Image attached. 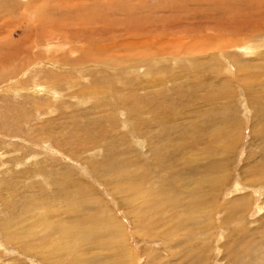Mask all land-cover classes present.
Instances as JSON below:
<instances>
[{
	"label": "rangeland",
	"instance_id": "1",
	"mask_svg": "<svg viewBox=\"0 0 264 264\" xmlns=\"http://www.w3.org/2000/svg\"><path fill=\"white\" fill-rule=\"evenodd\" d=\"M0 58V264H264L263 5L0 0Z\"/></svg>",
	"mask_w": 264,
	"mask_h": 264
},
{
	"label": "bare ground",
	"instance_id": "2",
	"mask_svg": "<svg viewBox=\"0 0 264 264\" xmlns=\"http://www.w3.org/2000/svg\"><path fill=\"white\" fill-rule=\"evenodd\" d=\"M211 1V0H210ZM261 3H262V5L264 6V0H256V4L258 5V6H261L262 7V5H261ZM129 12V11H128ZM140 13V12H139ZM88 25H90V27H88V28H90V29H92V24H88ZM93 29H96L94 26H93ZM126 29V30H125ZM119 30H121V32L120 33H124V34H130V33H132L131 32V30L130 29H127V28H123V29H118V28H116V29H113L112 31L109 29V28H107V29H105V31H109V32H111L112 34H114V32H118ZM98 31H100V30H98ZM94 37H95V35H93ZM93 36H92V38H93ZM97 36V35H96ZM92 38H90V40L92 41ZM89 37H83V40H82V42H84V44H85V42H88L89 40ZM90 42V41H89ZM93 42V41H92ZM89 44H91V42L89 43ZM58 45V44H57ZM58 46H60V45H58ZM54 47H56V46H54ZM58 48V47H57ZM59 49V48H58ZM70 50V49H69ZM71 52L70 53H72V54H76V51H74V50H70ZM246 52H247V50H246ZM92 55V54H91ZM97 55V54H96ZM21 56V55H20ZM55 56V55H54ZM55 57H57V56H55ZM70 57V56H69ZM76 57V56H75ZM78 57V56H77ZM1 59V58H0ZM103 59V58H102ZM71 59H69V61H70ZM76 61H75V63H73L74 64V67L78 64V63H84V65L86 66V64H89L90 62H92L93 64H96V63H99V61H100V59L98 60V58H95V57H91V56H88V55H84V54H81L78 58H76L75 59ZM104 60V62H106V63H110V62H108L109 60H107V59H103ZM113 59L111 58V61H112ZM2 61V60H1ZM66 61H68V60H66ZM101 62V61H100ZM113 62V61H112ZM119 62V61H118ZM117 62V63H118ZM122 63V62H121ZM82 65V64H81ZM84 66V67H85ZM103 67V68H108V65L106 64V65H103L102 63H100L99 64V67ZM10 67V66H9ZM79 67V66H78ZM114 67V66H113ZM83 68V67H82ZM75 69V68H74ZM73 69V70H74ZM79 69V68H78ZM86 69V68H85ZM116 69H112V71H115ZM127 70V69H126ZM126 72V71H125ZM129 72V71H128ZM54 76H55V74H53ZM35 76H36V74H35ZM38 77V76H37ZM31 79V78H30ZM33 79H35V78H33ZM40 79V78H39ZM76 79V78H75ZM32 80V79H31ZM35 80H37V78L35 79ZM41 80V79H40ZM38 81V80H37ZM36 82V81H35ZM34 81H32L30 84H32V83H34V85H37V83H35ZM52 82H54V81H52ZM26 83V82H25ZM24 83V84H25ZM77 83H78V81H77ZM27 84H28V82H27ZM40 84V83H39ZM38 84V85H39ZM55 84V83H54ZM54 84H51L50 86H51V89H53L54 90V87H53V85ZM46 86V85H45ZM65 87V86H64ZM48 88V87H47ZM56 88V87H55ZM65 89H66V87H65ZM33 90V89H32ZM56 90H58L59 91V89H56ZM56 90H54L56 93H57V91ZM69 90V89H68ZM61 91V90H60ZM95 91H97V90H95ZM94 91V92H95ZM55 92H53V94L55 93ZM59 93V92H58ZM62 93H63V91H62ZM61 93V94H62ZM96 93V92H95ZM42 94V93H41ZM97 94H100V92L99 91H97ZM53 96V95H52ZM61 96V95H60ZM60 96H58L57 95V97H60ZM95 96V95H94ZM52 98V100L53 101H55L56 99H58V98H56V99H54L53 97H51ZM48 100H50V99H48ZM51 100V101H52ZM126 100V99H125ZM125 102V101H124ZM48 103V102H47ZM43 105V104H42ZM52 105H55V103L54 104H52ZM50 106V105H49ZM100 106V105H99ZM125 106H126V104H125ZM39 107V106H38ZM47 108V107H46ZM119 111V110H118ZM54 112V109H51V106L48 108V110H47V113L46 114H51V113H53ZM122 113V112H121ZM120 113V114H121ZM45 141V140H44ZM45 143H46V141H45ZM215 174V173H214ZM44 176V175H43ZM222 177V176H221ZM43 179H44V177H43ZM252 181L253 182H255V179H252ZM48 184V183H47ZM136 188H138V186H136ZM136 196H138V192H137V194H136ZM84 202H93V203H95V201L93 200V198H87V200L86 199H84ZM167 203V202H166ZM167 209V208H166ZM170 211V210H169ZM101 212V211H100ZM168 212V211H167ZM230 214V213H229ZM102 216V215H101ZM230 216V215H229ZM102 218H104V217H102ZM92 219L93 220H95L96 221V223H99V222H101V219H100V213L99 212H96V213H94L93 215H92ZM5 223V222H4ZM6 231H9V230H6ZM23 249L24 250H26V248H24L23 247Z\"/></svg>",
	"mask_w": 264,
	"mask_h": 264
}]
</instances>
